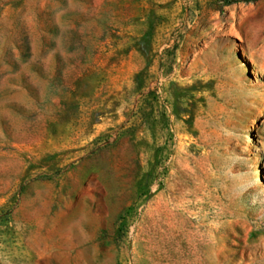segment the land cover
<instances>
[{"label": "rangeland", "instance_id": "obj_1", "mask_svg": "<svg viewBox=\"0 0 264 264\" xmlns=\"http://www.w3.org/2000/svg\"><path fill=\"white\" fill-rule=\"evenodd\" d=\"M0 264H264V0H0Z\"/></svg>", "mask_w": 264, "mask_h": 264}, {"label": "trees", "instance_id": "obj_2", "mask_svg": "<svg viewBox=\"0 0 264 264\" xmlns=\"http://www.w3.org/2000/svg\"><path fill=\"white\" fill-rule=\"evenodd\" d=\"M240 1H257V0H222V2L225 5H230V4H233V3L240 2Z\"/></svg>", "mask_w": 264, "mask_h": 264}]
</instances>
